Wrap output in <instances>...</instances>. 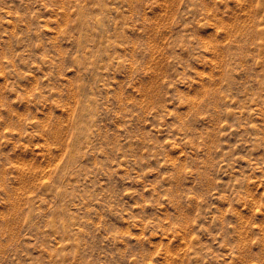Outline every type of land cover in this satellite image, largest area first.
Wrapping results in <instances>:
<instances>
[{"label":"rangeland","instance_id":"rangeland-1","mask_svg":"<svg viewBox=\"0 0 264 264\" xmlns=\"http://www.w3.org/2000/svg\"><path fill=\"white\" fill-rule=\"evenodd\" d=\"M0 264H264V0H0Z\"/></svg>","mask_w":264,"mask_h":264}]
</instances>
